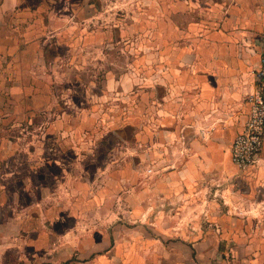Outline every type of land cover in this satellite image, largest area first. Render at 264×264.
<instances>
[{
  "label": "crops",
  "instance_id": "0c3cea01",
  "mask_svg": "<svg viewBox=\"0 0 264 264\" xmlns=\"http://www.w3.org/2000/svg\"><path fill=\"white\" fill-rule=\"evenodd\" d=\"M130 3L148 30L132 62L85 84L89 106L62 107L55 16L90 25ZM263 36L264 0H0V264H264V145L247 168L230 153Z\"/></svg>",
  "mask_w": 264,
  "mask_h": 264
},
{
  "label": "rangeland",
  "instance_id": "374dc122",
  "mask_svg": "<svg viewBox=\"0 0 264 264\" xmlns=\"http://www.w3.org/2000/svg\"><path fill=\"white\" fill-rule=\"evenodd\" d=\"M161 2L163 4L164 0H161ZM65 7L61 6L60 8L61 10H65ZM104 8L110 9V11H108L111 12L109 13V17L104 19L98 17L91 21L90 25L89 23L85 24V20L83 19L82 15L79 14L73 17H65L62 16V12H59L60 14L55 16V19H58L59 16L61 17L55 24H53V27H51L50 30L57 28V30L61 33V36L59 37L66 35L67 38H60L59 41L56 42L54 41V38L50 37L46 41L48 42L46 44V60L48 62L51 61V67L48 64V70L50 71V74L54 73V79H59L58 82L55 80L54 86H52V88L54 95L59 98L62 107L67 105L65 102L66 100H69L70 103L74 105V107H77V103H80L82 106H85V104H88L87 106H89V100H91V98L90 96L89 98H86V89L89 88L92 90L95 87V90H99L100 84L102 83L103 78H105L104 75L106 74V70L108 68L110 69L112 65H117V63H120L122 64V67L128 66L132 62L133 57V53H131V47L134 44L137 45V37L142 35L146 37L148 34V30L145 29V26L139 31V33H137V27H133V25L135 26L136 24L133 22V15L137 12L136 9L138 10L141 8L139 11H144L142 9L145 7L139 6L138 8L131 3L124 6L112 5V7H101V9L98 7L100 10H103ZM65 11H68V8ZM108 12H105V15ZM116 15L123 17L124 20L117 23L116 19H118V17H116ZM102 17L105 16L103 15ZM115 23L124 24L125 29H119L117 32L113 28ZM106 25H108V28L112 30H110V36L103 41H94V43L91 44L87 43L88 41L81 38L82 33L86 29L91 27H106ZM132 30L134 31V35L131 32ZM46 38H48V35ZM140 44L146 45L147 40L144 39V37H141ZM66 45L69 47L71 46L73 50L69 52L66 51ZM141 77L145 79L143 74ZM92 80L97 84L96 86L88 87L85 85ZM49 88L52 89L51 87H47L45 92H48ZM95 97L96 103L100 105L99 108L103 107L104 103L106 102L112 105L111 103L114 102L113 100H115L114 98H111V100L108 102L109 99L104 95H96ZM119 101L126 102V96L124 98H120ZM114 106L115 102L113 103L112 107ZM50 119L47 117L45 120L47 122ZM99 119L102 121L101 124H106L109 121V119L106 118ZM79 121H81V119H79ZM33 124L35 123L33 122ZM33 124H31V126ZM125 128L126 127L123 129ZM29 135L34 137L31 134ZM123 135L127 140L130 141V143H132V141H136V135L133 133V130L129 129V127L124 130ZM103 177L104 176H101L100 179ZM124 201V199L118 197L115 200L114 206L119 210H123V208L127 209V204H125Z\"/></svg>",
  "mask_w": 264,
  "mask_h": 264
},
{
  "label": "built area",
  "instance_id": "2783aa9c",
  "mask_svg": "<svg viewBox=\"0 0 264 264\" xmlns=\"http://www.w3.org/2000/svg\"><path fill=\"white\" fill-rule=\"evenodd\" d=\"M248 107L244 128L233 138L230 153L233 161L247 168L260 159L264 145V36L261 65L255 71V85L246 95Z\"/></svg>",
  "mask_w": 264,
  "mask_h": 264
}]
</instances>
